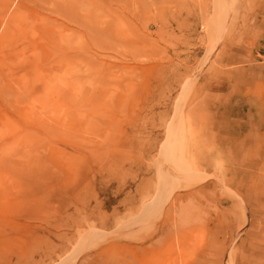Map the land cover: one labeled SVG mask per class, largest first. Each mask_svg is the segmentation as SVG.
Returning a JSON list of instances; mask_svg holds the SVG:
<instances>
[{"label": "rangeland", "instance_id": "rangeland-1", "mask_svg": "<svg viewBox=\"0 0 264 264\" xmlns=\"http://www.w3.org/2000/svg\"><path fill=\"white\" fill-rule=\"evenodd\" d=\"M0 264H264V0H0Z\"/></svg>", "mask_w": 264, "mask_h": 264}, {"label": "crops", "instance_id": "crops-1", "mask_svg": "<svg viewBox=\"0 0 264 264\" xmlns=\"http://www.w3.org/2000/svg\"><path fill=\"white\" fill-rule=\"evenodd\" d=\"M249 227L258 230V226L255 223H249Z\"/></svg>", "mask_w": 264, "mask_h": 264}, {"label": "bare ground", "instance_id": "bare-ground-1", "mask_svg": "<svg viewBox=\"0 0 264 264\" xmlns=\"http://www.w3.org/2000/svg\"><path fill=\"white\" fill-rule=\"evenodd\" d=\"M186 170V169H185ZM188 170V169H187Z\"/></svg>", "mask_w": 264, "mask_h": 264}]
</instances>
